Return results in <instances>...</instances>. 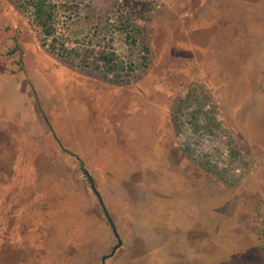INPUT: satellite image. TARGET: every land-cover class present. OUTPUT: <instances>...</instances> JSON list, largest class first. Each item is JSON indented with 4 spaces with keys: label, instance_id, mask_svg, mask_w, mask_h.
<instances>
[{
    "label": "rangeland",
    "instance_id": "rangeland-1",
    "mask_svg": "<svg viewBox=\"0 0 264 264\" xmlns=\"http://www.w3.org/2000/svg\"><path fill=\"white\" fill-rule=\"evenodd\" d=\"M107 256L264 264V0H0V264Z\"/></svg>",
    "mask_w": 264,
    "mask_h": 264
},
{
    "label": "water",
    "instance_id": "water-1",
    "mask_svg": "<svg viewBox=\"0 0 264 264\" xmlns=\"http://www.w3.org/2000/svg\"><path fill=\"white\" fill-rule=\"evenodd\" d=\"M81 169H83V166H81ZM90 181H91V180H90ZM91 185H92V190H93L94 193L97 195V198H98L99 204H100V206H101V208H102V211H103V213H104V215H105V217H106V219H107L109 225L111 226L112 231H113L115 237H116L117 240H118L117 245H116V246L113 248V250H112V254H113V253L116 251V249L121 245V241H120V238H119V236H118V234H117L115 224H114L113 220L111 219L110 215L108 214V212H107V210H106V208H105V206H104V203H103V201H102V198L100 197V195L98 194V192H97L96 189L94 188V185L92 184V181H91ZM106 258H108V256L102 258V264H104Z\"/></svg>",
    "mask_w": 264,
    "mask_h": 264
},
{
    "label": "trees",
    "instance_id": "trees-1",
    "mask_svg": "<svg viewBox=\"0 0 264 264\" xmlns=\"http://www.w3.org/2000/svg\"><path fill=\"white\" fill-rule=\"evenodd\" d=\"M40 2V1H39ZM42 5V3L40 2L39 3V5ZM40 5V6H41ZM38 12H37V14H38V16H40V14L42 13V16H43V22H40V25L42 26V30H43V32H44V34H46V35H48L49 34V30H48V25H47V20L49 19V17H50V11H48V12H41V7H39V8H37L36 9ZM70 52H72V53H75L76 51L75 50H71ZM61 55V58H67L68 57V53H61L60 54ZM103 59H107V61H108V63H106V64H109V67L111 68V63H112V60H110L109 59V57L107 58V57H103ZM85 172V171H84ZM86 173V172H85Z\"/></svg>",
    "mask_w": 264,
    "mask_h": 264
}]
</instances>
